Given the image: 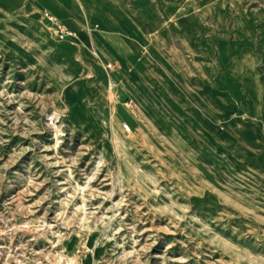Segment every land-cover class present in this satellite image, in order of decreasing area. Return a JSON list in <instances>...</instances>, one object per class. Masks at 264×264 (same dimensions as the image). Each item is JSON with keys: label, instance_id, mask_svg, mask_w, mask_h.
Returning <instances> with one entry per match:
<instances>
[{"label": "rangeland", "instance_id": "1", "mask_svg": "<svg viewBox=\"0 0 264 264\" xmlns=\"http://www.w3.org/2000/svg\"><path fill=\"white\" fill-rule=\"evenodd\" d=\"M0 264H264V0H0Z\"/></svg>", "mask_w": 264, "mask_h": 264}, {"label": "built area", "instance_id": "2", "mask_svg": "<svg viewBox=\"0 0 264 264\" xmlns=\"http://www.w3.org/2000/svg\"><path fill=\"white\" fill-rule=\"evenodd\" d=\"M43 18L44 20L53 28L55 35L58 37L60 40H65V39H71L72 38V31L65 27L56 17H54L51 13L49 12H44L43 13ZM114 85L111 83L109 84L108 90L109 93L112 92ZM130 103H132V100H129ZM122 131L125 134H128L131 132V127L127 123H123L121 126Z\"/></svg>", "mask_w": 264, "mask_h": 264}, {"label": "crops", "instance_id": "3", "mask_svg": "<svg viewBox=\"0 0 264 264\" xmlns=\"http://www.w3.org/2000/svg\"><path fill=\"white\" fill-rule=\"evenodd\" d=\"M68 28H69L70 30H72L69 26H68Z\"/></svg>", "mask_w": 264, "mask_h": 264}]
</instances>
